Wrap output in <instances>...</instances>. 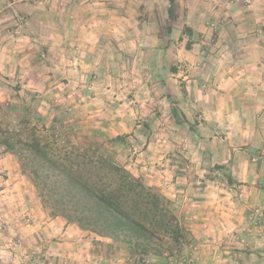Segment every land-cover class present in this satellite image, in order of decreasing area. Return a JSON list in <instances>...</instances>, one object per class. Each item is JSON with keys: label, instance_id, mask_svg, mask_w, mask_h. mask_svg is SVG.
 <instances>
[{"label": "rangeland", "instance_id": "1", "mask_svg": "<svg viewBox=\"0 0 264 264\" xmlns=\"http://www.w3.org/2000/svg\"><path fill=\"white\" fill-rule=\"evenodd\" d=\"M132 1L0 0V126L95 145L169 200L187 239L174 256L135 261L124 242L54 215L17 151L0 145V264H264V177L245 191L233 161L216 157L226 127L190 94L208 81L178 61L193 42L188 27L169 30V10L137 15L142 0Z\"/></svg>", "mask_w": 264, "mask_h": 264}, {"label": "trees", "instance_id": "2", "mask_svg": "<svg viewBox=\"0 0 264 264\" xmlns=\"http://www.w3.org/2000/svg\"><path fill=\"white\" fill-rule=\"evenodd\" d=\"M169 30L178 18L168 0ZM0 126V145L17 151L54 215L96 235L124 242L137 262L150 254L175 255L189 230L169 200L93 144L59 143L46 127L11 136Z\"/></svg>", "mask_w": 264, "mask_h": 264}, {"label": "crops", "instance_id": "3", "mask_svg": "<svg viewBox=\"0 0 264 264\" xmlns=\"http://www.w3.org/2000/svg\"><path fill=\"white\" fill-rule=\"evenodd\" d=\"M196 1H181V15L173 24L188 27L193 41L185 57L180 56L178 61L185 58L184 61L194 63L208 81L205 89L195 86L190 94L201 95L202 108L214 112L212 120L226 127V135L219 142L226 143L227 148L222 145L219 152L216 150V157L233 161V177L245 191H256L264 177V131L259 129L264 123V0H254L246 7L219 6L213 0L196 7ZM142 3L140 9L135 8L137 15H164L169 10L166 0H142ZM127 5L130 9L135 7L132 0ZM125 12L128 15V10ZM214 19V26L207 24ZM147 23L140 19L136 27L145 32ZM28 70L30 79L38 78L36 65ZM236 141L239 149L233 147ZM5 156L0 149V168H4L8 159Z\"/></svg>", "mask_w": 264, "mask_h": 264}, {"label": "built area", "instance_id": "4", "mask_svg": "<svg viewBox=\"0 0 264 264\" xmlns=\"http://www.w3.org/2000/svg\"><path fill=\"white\" fill-rule=\"evenodd\" d=\"M230 4H243V5H251L254 0H226Z\"/></svg>", "mask_w": 264, "mask_h": 264}]
</instances>
